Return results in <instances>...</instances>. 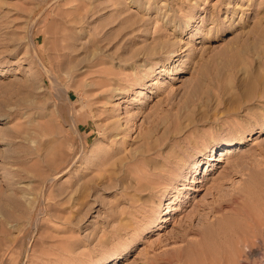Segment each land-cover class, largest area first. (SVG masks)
<instances>
[{
	"label": "rangeland",
	"instance_id": "obj_1",
	"mask_svg": "<svg viewBox=\"0 0 264 264\" xmlns=\"http://www.w3.org/2000/svg\"><path fill=\"white\" fill-rule=\"evenodd\" d=\"M261 220L264 0H0V264H264Z\"/></svg>",
	"mask_w": 264,
	"mask_h": 264
},
{
	"label": "bare ground",
	"instance_id": "obj_2",
	"mask_svg": "<svg viewBox=\"0 0 264 264\" xmlns=\"http://www.w3.org/2000/svg\"><path fill=\"white\" fill-rule=\"evenodd\" d=\"M186 26H188V23H186L185 28H186ZM221 153H223V151ZM223 156H226V155L221 154L219 159H218V161H221V158ZM128 227L129 226H127V228ZM156 228H157V230H159L160 228H163V226L160 225V223H159V224H157ZM263 229H264V222L262 220H261V222L258 221L257 224H256V221L253 222L250 226H248V230L249 231L246 234H244V235L240 234L241 236H237L236 237V244H235L236 250L237 249L238 250L242 249V251L247 253L248 256H250V257H255L256 256V251H257V254H260V251L256 250V243H258V239H257V236H256V234H257L256 230L257 231H261L260 233H262ZM233 257L234 256L231 255V254L222 257L223 260L221 261V264H238L237 263L238 260H237V262H235ZM235 257L237 259H239V258H242V255L238 254V252H237Z\"/></svg>",
	"mask_w": 264,
	"mask_h": 264
}]
</instances>
